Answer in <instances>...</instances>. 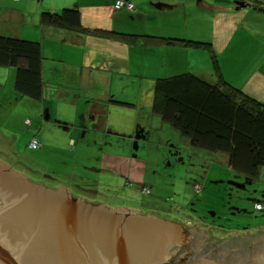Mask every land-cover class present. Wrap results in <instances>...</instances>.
Returning <instances> with one entry per match:
<instances>
[{"label": "crops", "instance_id": "obj_1", "mask_svg": "<svg viewBox=\"0 0 264 264\" xmlns=\"http://www.w3.org/2000/svg\"><path fill=\"white\" fill-rule=\"evenodd\" d=\"M125 1L134 9L116 10L117 0H0V35L38 41L43 56L40 98L17 90L16 68L0 65V160L33 171L28 164L39 166V156L55 158L63 167L49 164L41 173L53 178L51 186L93 203L124 207L132 199L137 210L159 209L133 187L145 184L146 159L157 170L165 161L168 175L185 164L202 168L205 176L215 167H231L227 154L195 148L153 111L157 79L185 72L211 83L221 77L264 103V0H242L247 6L239 9L235 0ZM73 7L81 28L41 21L45 10ZM109 33L181 41H126ZM33 138L41 143L38 154L25 159ZM192 181L194 190L206 188L205 181ZM118 189L123 193H111ZM105 190L109 195L101 196ZM257 202L264 199H255L254 211ZM262 227L264 221L243 230Z\"/></svg>", "mask_w": 264, "mask_h": 264}, {"label": "water", "instance_id": "obj_2", "mask_svg": "<svg viewBox=\"0 0 264 264\" xmlns=\"http://www.w3.org/2000/svg\"><path fill=\"white\" fill-rule=\"evenodd\" d=\"M71 193L26 180L0 160V264H264V234L219 240Z\"/></svg>", "mask_w": 264, "mask_h": 264}, {"label": "trees", "instance_id": "obj_3", "mask_svg": "<svg viewBox=\"0 0 264 264\" xmlns=\"http://www.w3.org/2000/svg\"><path fill=\"white\" fill-rule=\"evenodd\" d=\"M41 21L45 25L81 28V14L77 7L65 8L59 13L45 10ZM109 35H118L126 41L142 38L146 43L173 44L181 41L149 35ZM42 58L40 42L0 35V65L14 66L17 90L33 98H40L42 94ZM218 68L215 61L217 72ZM117 103L131 105L122 101ZM153 111L195 148L225 153L233 171L251 180L259 177L264 168L263 102L224 82L221 77L211 83L185 72L157 79Z\"/></svg>", "mask_w": 264, "mask_h": 264}, {"label": "rangeland", "instance_id": "obj_4", "mask_svg": "<svg viewBox=\"0 0 264 264\" xmlns=\"http://www.w3.org/2000/svg\"><path fill=\"white\" fill-rule=\"evenodd\" d=\"M38 149H27L25 159L37 155ZM38 159H40L38 160L40 161L39 166L28 164L30 169L37 171L27 170L30 175L35 177L34 181H36V178L39 181H43L46 178L41 173L44 174V170L46 171L45 166L49 164L54 165V163H57L58 166L63 167V162H60V160L56 161L54 160L55 158L46 159L43 156L41 158L39 156ZM5 161L13 165L16 170L24 169L23 164L19 166L14 160L5 159ZM146 162L147 174L145 184L139 186L133 185V187H141L142 196L148 201H154L161 206L159 209L138 208V211L142 214H153L174 219L189 229L195 227L197 231H204L209 236L219 240H240L242 236L257 237L264 234L263 227L255 231H252L253 229L248 231L243 230L247 227L257 226L264 221V211H254L253 207L255 199H264V171L259 174L257 179L251 180L243 174L232 171L228 165H219V169L215 167L210 171V174H207L208 176H205V174H202V168H197L198 166H196L188 169L186 167L188 164H185L179 168V172L174 171L172 175H168L163 166V162L165 163V161L161 163L160 170L151 167V159H146ZM188 172L194 173V175L191 174V176ZM46 173L48 174V172ZM155 178L157 182H155ZM173 178L174 180H172ZM192 179L203 181V183L206 182V188L202 191L194 190ZM203 183L200 182V185ZM143 186L148 187L149 192L143 191ZM249 192L252 193L249 194ZM101 193V196H106L110 192L105 190ZM111 193L121 194L123 192H120L118 189L116 191L112 190ZM131 200L129 199L126 202L129 204L124 205V208L137 209L135 208L137 203ZM96 203L101 204L99 202ZM173 205L178 206V208L180 206V212L171 211L170 206ZM250 210L251 212L249 213ZM229 227H235L236 229Z\"/></svg>", "mask_w": 264, "mask_h": 264}, {"label": "built area", "instance_id": "obj_5", "mask_svg": "<svg viewBox=\"0 0 264 264\" xmlns=\"http://www.w3.org/2000/svg\"><path fill=\"white\" fill-rule=\"evenodd\" d=\"M122 8H128L130 10L134 9V5L131 2H127L125 0H117L115 4V9L120 10ZM27 123H30V120H27ZM41 146V143L38 138H33L30 143H29V148L30 149H38ZM143 191L149 192L148 187H143ZM256 209L259 211L264 210V203L263 202H257L255 205Z\"/></svg>", "mask_w": 264, "mask_h": 264}, {"label": "flooded vegetation", "instance_id": "obj_6", "mask_svg": "<svg viewBox=\"0 0 264 264\" xmlns=\"http://www.w3.org/2000/svg\"><path fill=\"white\" fill-rule=\"evenodd\" d=\"M12 169H15V168H12ZM16 170V169H15ZM20 174H21V176L23 177V178H25L26 180H29V181H32V182H35V183H37V184H40V185H44V186H47V187H50V188H55V186H51L52 185V183H50V182H52V180H53V178H52V180H50L49 178H44V180L43 181H39V180H37V178L35 179L36 181H34V176L33 175H30V173L28 172V171H26V170H17ZM33 176V177H32ZM58 189V188H57ZM74 197H77L76 195H74L73 193H71ZM89 198H87V199H85V200H88ZM101 203H104V204H107V203H105V202H101ZM108 205V204H107ZM264 233V232H263Z\"/></svg>", "mask_w": 264, "mask_h": 264}, {"label": "bare ground", "instance_id": "obj_7", "mask_svg": "<svg viewBox=\"0 0 264 264\" xmlns=\"http://www.w3.org/2000/svg\"><path fill=\"white\" fill-rule=\"evenodd\" d=\"M29 147V146H28Z\"/></svg>", "mask_w": 264, "mask_h": 264}]
</instances>
